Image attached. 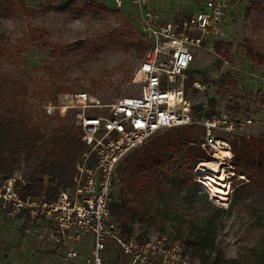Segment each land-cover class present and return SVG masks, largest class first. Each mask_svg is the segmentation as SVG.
I'll return each mask as SVG.
<instances>
[{
    "label": "rangeland",
    "instance_id": "obj_1",
    "mask_svg": "<svg viewBox=\"0 0 264 264\" xmlns=\"http://www.w3.org/2000/svg\"><path fill=\"white\" fill-rule=\"evenodd\" d=\"M148 1L151 9L169 16L185 14L194 7V0ZM248 5L249 0H239L227 16L219 37L210 39L197 50L185 73L184 83L192 79L189 86H184L185 93L197 115L206 114L208 110H224L227 103H238L242 112L259 124L264 123V102L261 101L264 68L246 54L249 47L264 55V11L260 7L247 9ZM140 12L137 5L129 2L116 8L113 0H0L2 113L22 109L33 119L43 120L48 128L58 123V118H63L79 129L75 122L77 108L68 107L63 114L57 108L47 113L44 104L51 100L60 106L66 102L67 94L87 92L102 105L88 107L86 113L98 114L116 98L137 93L142 84L138 65L145 52L139 47L140 40L144 41ZM37 36L56 41L61 48L52 54L50 48L38 43ZM216 40L231 43L226 55L215 50ZM60 86L64 89H58ZM211 98L215 100L213 108L208 102ZM245 107L249 108L245 110ZM223 137L229 143V147H222L227 148L225 150L200 144L205 156L198 158L191 169V179L196 183L191 182L190 187L202 203L189 207L190 216L204 213L205 195L214 204L228 206L235 188L244 184L241 180H246L232 163L228 136ZM221 151L229 154L224 156ZM28 170V163L23 161L13 174L20 176L23 182ZM114 191L116 193L115 187ZM179 192L183 194L185 188L181 187ZM175 203L179 212L184 211L180 199ZM135 225V233L142 230L138 223ZM221 225L216 241L224 254L227 257L247 255L248 247L264 245V201L258 200L257 193L247 192L232 206L231 212L222 217ZM0 226H7L13 236L8 244L14 259L17 251L35 245L34 234L27 235L20 222L8 220L2 213ZM173 234V228L168 225L163 232L150 227L147 235L148 238L160 235L172 238ZM34 252L38 258H50L60 264V252L54 250L53 254L45 244H39ZM88 252L86 247L80 249L79 263H83ZM103 264L129 263L120 250H114L104 254Z\"/></svg>",
    "mask_w": 264,
    "mask_h": 264
},
{
    "label": "built area",
    "instance_id": "obj_2",
    "mask_svg": "<svg viewBox=\"0 0 264 264\" xmlns=\"http://www.w3.org/2000/svg\"><path fill=\"white\" fill-rule=\"evenodd\" d=\"M113 2L116 8L129 2L141 11L139 24L148 49L138 65L140 90L116 98L98 114L86 113V108L102 105L87 92L67 94L60 106L48 100L47 113L77 108L75 122L88 149L76 163L72 186L53 197L21 195L16 185L20 176L0 177V212L10 220L26 215L25 231L34 228L41 240L53 244L60 252V264H81L79 252L85 247L89 252L82 264H103L104 254L114 249L129 264H195L180 239L124 236L110 215L109 204L118 164L157 131L196 124L203 130L202 147L224 150L229 143L223 135L249 138L264 132V123L247 113L231 115L221 110L196 115L184 89V76L195 53L219 37L239 0H194V7L185 14L170 16L151 9L148 0Z\"/></svg>",
    "mask_w": 264,
    "mask_h": 264
},
{
    "label": "trees",
    "instance_id": "obj_3",
    "mask_svg": "<svg viewBox=\"0 0 264 264\" xmlns=\"http://www.w3.org/2000/svg\"><path fill=\"white\" fill-rule=\"evenodd\" d=\"M255 7L264 11V0H249L247 9ZM37 40L41 46L50 48L52 54L61 48L58 42L46 37L37 36ZM230 45L223 40H216L214 44L215 50L223 55L228 53ZM139 47L146 51L148 44L140 40ZM246 54L264 68V55L249 47ZM191 82L192 79L187 80L184 86ZM3 91L0 88V95ZM261 101L264 102V97ZM208 102L212 108L215 106L213 98ZM224 111L231 115L244 113L238 103H227ZM9 112L3 114L0 108V177L11 176L24 161L29 170L23 182L16 183L21 195L53 197L61 189L71 187L76 162L88 149L81 139L80 129L63 118H58L59 122L48 128L43 120L33 119L22 109ZM214 112L208 110L203 115ZM199 128L196 124H187L163 129L133 149L117 166L116 193L114 191L109 204L110 215L121 225L124 236L135 235L139 240L148 238L150 227L163 232L171 226L173 237L184 243V252L195 264H264V245L248 247L243 257H227L216 241L222 217L229 214L247 192L257 193L258 200L264 201V132L249 138L228 136L232 163L246 180H241L244 184L235 188L228 206L214 204L205 195L204 213L190 216L189 207L202 203L190 187L191 182L196 183L191 179V169L198 158L205 156L200 146L203 130ZM181 187L185 188L183 194L179 192ZM176 199L184 204V211L179 212ZM136 223L142 228L137 233Z\"/></svg>",
    "mask_w": 264,
    "mask_h": 264
},
{
    "label": "crops",
    "instance_id": "obj_4",
    "mask_svg": "<svg viewBox=\"0 0 264 264\" xmlns=\"http://www.w3.org/2000/svg\"><path fill=\"white\" fill-rule=\"evenodd\" d=\"M8 220H10V219H8ZM26 220H27L26 215H24L23 213H20L17 216V218L12 220V221L20 222L22 224V226L24 227L22 231L24 233H26L27 235H32V234L35 235L34 236L36 238L35 245L30 247V248L25 247L24 250L17 251V254H16L17 258L14 259L12 257V252L9 251L10 245L8 244V240L9 239L12 240L13 236H11V234L9 233V229L7 226H3V227L0 226V264H56L55 261H53V262L50 261V258L49 259H41V258H38L39 256H37V252L33 253V251L38 248L39 244L47 245L53 254H54L55 248H54L53 244L41 240L37 236V233H35L36 231L34 228L30 229L29 232H26L25 231Z\"/></svg>",
    "mask_w": 264,
    "mask_h": 264
},
{
    "label": "bare ground",
    "instance_id": "obj_5",
    "mask_svg": "<svg viewBox=\"0 0 264 264\" xmlns=\"http://www.w3.org/2000/svg\"><path fill=\"white\" fill-rule=\"evenodd\" d=\"M220 153H222L224 156H227V154H229V153L226 152V151H221Z\"/></svg>",
    "mask_w": 264,
    "mask_h": 264
}]
</instances>
